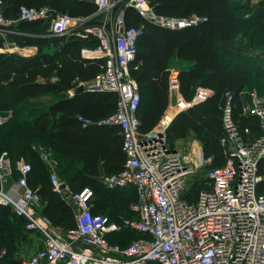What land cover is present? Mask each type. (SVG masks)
I'll list each match as a JSON object with an SVG mask.
<instances>
[{
	"label": "trees",
	"instance_id": "1",
	"mask_svg": "<svg viewBox=\"0 0 264 264\" xmlns=\"http://www.w3.org/2000/svg\"><path fill=\"white\" fill-rule=\"evenodd\" d=\"M146 2L157 16L175 19L196 16L202 21L170 30L144 21L131 7L124 9L125 27L144 26L136 40L134 58L128 64V73L135 80L141 97L136 112L138 131H151L168 106L169 69L173 58L191 63L189 68L176 75L179 94L187 102L200 91L210 95L174 117L166 130L167 142L172 146L177 138L191 131L204 147V158H210L205 172L221 167L227 160L226 150L219 142L223 134L226 93L231 95L232 120L243 137L252 139L260 132L259 119L243 113L240 94L254 89L261 92L258 81L264 79V60L244 56L237 62L230 48L241 33L249 34L253 39L258 34L263 36L264 1L254 8L249 3L241 4L235 0ZM0 5L3 15L14 20L18 18L20 8L46 7L52 14L89 18L85 26L97 24L96 17H91L97 12L96 5L83 0H0ZM246 14L251 16L245 18ZM14 30L11 38L22 47H35L36 53L24 57L0 52V111L13 113L10 121L13 124L5 122L0 126V155L7 153L11 177L15 181L18 179L15 163L24 160L31 169L26 177L27 185L40 198L38 213L64 231L74 229L73 208L52 190L49 174L38 153V147H48L58 166L66 164V173H71L66 180L70 188L75 192L85 188L92 191L89 201L92 214H103L112 221L132 217V202L122 204L129 194L134 198L133 203L136 201L132 188L107 190L98 180L87 176L95 172L100 161L107 174L118 173L125 160L117 126L83 123L108 118L115 111L118 98L115 92L108 91L77 93L78 84L93 80L104 65L103 60L80 56L81 48L94 47L97 42L51 36L48 24L40 20L18 22ZM50 78L56 80L48 82ZM72 89L76 93L68 98L65 93ZM51 93L58 99L46 108L25 109L21 106L29 99ZM14 123L20 128L14 127ZM21 128L25 130L21 131ZM244 130L249 133L245 135ZM83 171L87 173L83 175ZM257 174L261 180L256 185V194L264 196V157L258 162ZM26 223L9 207L0 206V233L3 234H0V254L5 252L0 256V264H18L14 258L17 245L25 241L27 233H31L25 229ZM133 238V234L124 230L108 236L110 242L122 246Z\"/></svg>",
	"mask_w": 264,
	"mask_h": 264
},
{
	"label": "built area",
	"instance_id": "2",
	"mask_svg": "<svg viewBox=\"0 0 264 264\" xmlns=\"http://www.w3.org/2000/svg\"><path fill=\"white\" fill-rule=\"evenodd\" d=\"M131 7L146 22L176 30L195 25L199 17L175 19L157 16L146 0H94L98 13L112 12L117 4ZM17 19L6 18L0 11V32L14 33L22 21H44L48 33L68 38L77 35L94 40L97 45L81 48L80 56L103 60L102 70L87 83H79L84 91L115 92V111L105 120L83 121L84 125L119 128L124 164L118 173L105 175L99 184L107 190L132 188L136 201L130 206L133 216L112 221L103 214H92L89 188L67 191L55 173L49 174L52 190L74 209L75 228L64 231L38 213L40 198L27 185L30 166L22 159L15 163L19 174L16 185L21 193L12 196L3 191L5 177L12 175L6 152L0 155V206L24 218L25 229L40 238V247L21 264H264V196L256 194L261 180L257 165L264 157V102L253 94L243 113L259 119L260 132L252 139L244 138L232 120L225 94L220 145L227 160L221 167L204 172L205 188L194 200L186 196L189 178L197 174L205 161L201 149L196 155L180 153L166 139V129L139 134L136 116L141 101L138 86L128 73V64L136 53V40L144 29L125 27L124 9L110 20L85 26L89 18L52 14L46 7L20 8ZM177 90L176 75H171L168 91ZM69 90L68 94H73ZM72 96V95H71ZM175 107V93L170 95ZM10 114V112H8ZM7 115L0 114V126ZM245 135L249 133L244 130ZM47 160L46 156H40ZM127 231L135 236L127 245L112 243L108 236Z\"/></svg>",
	"mask_w": 264,
	"mask_h": 264
},
{
	"label": "crops",
	"instance_id": "3",
	"mask_svg": "<svg viewBox=\"0 0 264 264\" xmlns=\"http://www.w3.org/2000/svg\"><path fill=\"white\" fill-rule=\"evenodd\" d=\"M83 1L93 2L94 3V0H83ZM235 1H238L241 4H244V2L245 3H249V5L252 8H254L258 4L262 3L264 0H235ZM121 8L125 9V7L123 5H122ZM0 10L2 11V6L1 5H0ZM108 16L111 18V13L110 12H108V13H101V14L98 13V12H96L95 15L94 16H91V17L92 18L93 17H96V21H97V23H99L100 21L103 22L105 19H107ZM250 16L251 15H249V14L247 15L246 14L244 17L247 18V17H250ZM87 26H89V24ZM14 34H15V32H14ZM70 37H74L76 39H81L77 35H73V36H70ZM70 37H68V38H70ZM0 40H1V43H2V47H0V52L14 53V54H17V55H20V56H24V57L32 56V55H34L36 53V48L35 47H32V46L22 47V46L18 45L15 41H13L12 38L9 39L7 37V34L4 33V32H0ZM81 40H83V39H81ZM7 42L10 43V45L8 47H6V43ZM230 50L234 54V57L236 58L235 59L236 61L239 60L240 58L244 57V56H246L247 58H250V59H252V58L253 59L254 58H258L259 60H264V49H254V48H250V49L249 48L248 49L247 48H243V49H240V48L232 47L231 46ZM190 66H191V63L178 61L174 57L173 60H172V62H171V64H170V69L169 70L171 72V75H177V73H179L181 70H186ZM55 80H56L55 78H50L48 80V82H54ZM38 81L39 82H44L42 79H38ZM68 91L65 93V95L68 98L72 97L74 95V93H76L75 90H74L73 91V94H70L69 95L68 94ZM255 92H257L255 89L254 90H251V91L250 90H245V91H243L240 94L241 95V100H242V107H247V105H248V103H249L250 98L252 97V95L253 94H256ZM172 93H175V95H176L177 103L179 104L178 106L176 105L175 107H173L171 105L172 102L170 100V95ZM209 95H210V93H208V92L200 91V92H197L194 95L193 99L190 102H187V101H185L181 97V95L178 92V89L177 90L174 89V91H172V90L171 91H168V99H169L168 106L164 110L163 114L161 115V117L157 121V123L154 126V128L151 131L147 132V133H140L139 132V134L145 135V134H148V133H154V132H158V131H161V130L166 129L167 126L168 127L170 126L172 120L174 119V117L179 112L185 111L188 107H190L193 104L202 102ZM256 96H257V94H256ZM56 97L55 98L54 97H50L52 101H50L49 103H47L45 106H41V107L42 108L48 107L49 105H51L52 103H54L57 100ZM262 101L264 102V98H262ZM185 135H186V138L188 140H190L188 146H190V144H191V146L194 144V146H196V147L199 146L200 147L199 141H197L195 139L194 134L191 131L186 132ZM185 135L183 137H185ZM187 139H185V138L184 139H181V137H180V138H177L173 142L172 146L170 144L169 145L172 148H174L175 150H177L180 153H182L181 152L182 151L181 149L186 145V143L184 142V140H187ZM184 143H185V145H183ZM191 146H190L189 149H191ZM208 160H210V158H208ZM41 161L43 162L44 167H45L46 171L48 172V174L55 173L57 175V177L65 184V186L67 188V191L75 192L73 189L70 188L69 184L66 182L65 178L63 177V175L61 173L57 172V170H58V164L52 158V155H50V157L47 158V160L44 161V160L41 159ZM102 164H103L102 161L98 162V165L96 167L95 172L88 173L87 176H90V178L96 179L99 182V179L107 174L105 172L104 167H103ZM79 166H81V165L79 164ZM82 173L84 175L87 172L86 171H83ZM5 178H6V180H5ZM5 178H4V180H5V187L3 186V183L1 185V188L3 189V191L6 192V193H8V194H10V195H12V196H17L18 194H20L21 193V189L19 187H17L16 181L15 180L10 181L9 179L12 178L10 176L5 177ZM129 190H131V189H129ZM134 203H132V204H134ZM73 212H74V209H73ZM74 215H75V212H74ZM40 244H41V242H40L39 236H37L35 233H27L25 241L19 242L18 245H17V250L19 252L18 253L17 252L15 253V255H14L15 260L17 261V259H19V258H22L23 259V258H26L27 256L33 254L40 247ZM4 253L5 252L2 251L1 254H0V256L3 255Z\"/></svg>",
	"mask_w": 264,
	"mask_h": 264
},
{
	"label": "rangeland",
	"instance_id": "4",
	"mask_svg": "<svg viewBox=\"0 0 264 264\" xmlns=\"http://www.w3.org/2000/svg\"><path fill=\"white\" fill-rule=\"evenodd\" d=\"M123 1H120L118 4H117V6H116V8H114L113 10H112V12H111V17H114V15L116 14V11H118V10H120L121 9V7H122V5H123ZM245 3V2H244ZM118 5H119V7H118ZM118 8V9H117ZM1 11V10H0ZM102 16V15H101ZM107 20H110V17L108 16L107 17ZM262 28H263V30H264V26H262ZM16 30V29H15ZM14 30V31H15ZM241 32V31H240ZM263 34V36H259V34L257 35V36H255L254 37V39L252 38V37H250L249 36V34H246V36H245V34H243V33H241V34H239L238 35V37L232 42V47H237V48H240V49H243V48H254V49H264V44H262V43H264V31L262 32ZM7 34V37L10 39L11 38V36H13V34L14 33H6ZM9 35V36H8ZM11 35V36H10ZM13 41H15V40H13ZM12 42V41H11ZM10 45V43H6V47H8ZM11 49V48H10ZM9 49V50H10ZM258 82H260L261 84V92L259 91L258 93L257 92H255L256 94H257V96L262 100V98H264V86L262 85V84H264V79H262V80H260V81H258ZM254 93V92H253ZM50 97H56L55 96V94H48V95H40V96H37V97H35L34 99H29V100H27V101H25L23 104H21V106L23 107V108H27V109H29V108H39V107H41V106H45L47 103H49L50 101H52L51 100V98ZM57 99H58V97H56ZM42 108V107H41ZM8 112H10V114H8ZM0 114L3 116H5V115H7V117H6V120H5V122H10L12 119H13V113L11 112V111H0ZM10 123H12V122H10ZM10 123H9V126H10ZM13 124V123H12ZM14 127H18V128H20V126H18V124L16 123H14ZM24 128V127H23ZM25 129H23L22 130V128H21V131H24ZM187 139L186 138V135H185V137H181V139ZM167 139V138H166ZM168 141V140H167ZM184 142L186 143V145H185V143L183 144V145H185L181 150V152L183 153H189V152H191L192 154H195L196 155V153L195 152H197V150H196V148H198V151H199V149H201V151H200V153H201V155L203 156V157H205L204 156V147H202V145H201V143H200V147L199 146H194V144L191 146V144H190V146H191V149H189L190 148V146H188L189 145V142H190V140H184ZM192 142V141H191ZM196 147V148H195ZM46 148V147H45ZM44 147H42V146H40V147H38V153H39V156H46L47 158H49L50 157V155H51V151L49 150V148L47 147V149H45ZM205 160H208V159H206L205 158ZM24 161V160H23ZM10 162V161H9ZM25 162V161H24ZM28 162H30V161H28ZM210 163V160H208V161H205V162H203L202 164H201V166L198 168V172H197V174H194L192 177H190L189 178V183H188V185H187V188H186V196L188 197V199L189 200H194V198H195V196H196V194H197V192H198V190L199 189H201L202 187H204V186H206V181H205V179H204V172H205V170L207 169V166H208V164ZM9 165L11 166V163H9ZM72 165H74V164H72ZM97 165H98V163H97ZM97 165L95 166V167H97ZM65 166H66V164H65ZM64 165H59L58 166V170H57V172H59V173H61L62 175H63V177L65 178V180H67L68 179V177H71L72 175H71V173L69 172V173H66V170H65V167ZM106 175H110V174H106ZM11 177V176H10ZM5 180H6V178H5ZM5 180H3V186L5 187ZM10 181H12V180H14L13 178H11V179H9ZM203 189V188H202ZM134 198H133V196H131L130 194L129 195H126L125 196V202L123 201L122 202V204H126V203H128V204H130L131 202L133 203V200ZM131 205V204H130ZM3 232V231H2ZM1 234V233H0ZM1 235H3V234H1ZM19 251L17 250V253H18ZM28 257V256H27ZM26 257V258H27ZM26 258H19V259H17V261H18V264H21L22 263V261L24 260V259H26Z\"/></svg>",
	"mask_w": 264,
	"mask_h": 264
},
{
	"label": "water",
	"instance_id": "5",
	"mask_svg": "<svg viewBox=\"0 0 264 264\" xmlns=\"http://www.w3.org/2000/svg\"><path fill=\"white\" fill-rule=\"evenodd\" d=\"M84 91V89L82 88V87H79L78 89H77V93H81V92H83Z\"/></svg>",
	"mask_w": 264,
	"mask_h": 264
}]
</instances>
